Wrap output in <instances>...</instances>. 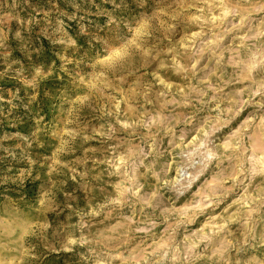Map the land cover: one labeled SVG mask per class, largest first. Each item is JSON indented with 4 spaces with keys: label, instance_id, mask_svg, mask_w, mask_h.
I'll return each instance as SVG.
<instances>
[{
    "label": "rangeland",
    "instance_id": "1",
    "mask_svg": "<svg viewBox=\"0 0 264 264\" xmlns=\"http://www.w3.org/2000/svg\"><path fill=\"white\" fill-rule=\"evenodd\" d=\"M0 264H264V0H0Z\"/></svg>",
    "mask_w": 264,
    "mask_h": 264
}]
</instances>
